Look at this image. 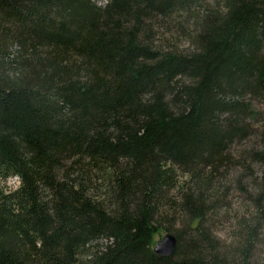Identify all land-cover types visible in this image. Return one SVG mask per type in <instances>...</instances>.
<instances>
[{
	"label": "trees",
	"instance_id": "trees-1",
	"mask_svg": "<svg viewBox=\"0 0 264 264\" xmlns=\"http://www.w3.org/2000/svg\"><path fill=\"white\" fill-rule=\"evenodd\" d=\"M203 1L0 0V55L16 47L20 65L0 73V264H81L98 241L106 254L90 264H255L263 184L246 244L222 250L207 218L217 176L264 164L252 107L264 101V0H211L185 51L154 34L157 13ZM255 121L263 149L237 161ZM166 162L195 183L181 209L196 225L177 232L174 260L152 250L171 231L158 213L175 183Z\"/></svg>",
	"mask_w": 264,
	"mask_h": 264
},
{
	"label": "rangeland",
	"instance_id": "rangeland-1",
	"mask_svg": "<svg viewBox=\"0 0 264 264\" xmlns=\"http://www.w3.org/2000/svg\"><path fill=\"white\" fill-rule=\"evenodd\" d=\"M95 2L97 6L106 9L115 0H95ZM216 6L217 3L214 1L205 0L203 3L201 2L199 5H195L192 9L170 10L166 13H157L153 22V32L157 38L162 39L161 42L163 40L169 41V45L173 47L182 51L188 50L191 46L188 32L196 31L197 22L198 20H202V18L204 19L205 11L208 8L215 9ZM3 35L4 33L0 32V43L5 40V37H2ZM15 52L16 47L10 50V57L0 55V73L11 76L12 72L19 70L20 65L16 63L14 57ZM252 107L257 112H264V101L253 103ZM252 124L255 126V133L252 137L242 143L234 144L231 148V154L237 161L245 154L247 155L252 151H261L263 149L262 125L261 123L257 124L256 121ZM248 162L252 166V177L248 175L244 168L234 166L227 175L222 177L217 176L214 180L215 189L220 190V192L218 191V196L212 197L209 200L212 210L208 214L207 227L220 244L222 250H232L244 243L246 244L247 234L245 228L261 217L256 205V198L262 194L261 187L262 184L264 185V164L255 163L250 160ZM166 164L168 168H172L174 171L176 170L175 183L167 192V197L158 208V213L160 218L165 217V219L169 220L167 227H170L171 231L160 230L155 233L152 243L153 252L157 243L167 234L176 236L177 232L184 231L187 226L194 227L196 225V220L191 218V216L188 218L189 222H186L187 220L183 218V210L181 209V206L185 203L183 197L184 191L187 188V190L194 189L195 183L182 169H175L174 163L166 162ZM240 178H243L242 186L248 187L250 195L241 190L238 184ZM93 180H96V184L101 187L100 192L95 194L96 199L102 204L111 205L110 188H107L105 183L96 177V174H94ZM18 185V182L13 180L11 184L8 182L7 187L15 190ZM257 236V240L252 247V252L255 256L253 262L255 264H264V220L260 224ZM93 246L89 247L82 254H76V258L80 260L81 264H90L98 255L99 257H102L101 254L105 255L108 242L98 241ZM172 259L174 260V255L171 258H165V260Z\"/></svg>",
	"mask_w": 264,
	"mask_h": 264
},
{
	"label": "water",
	"instance_id": "water-1",
	"mask_svg": "<svg viewBox=\"0 0 264 264\" xmlns=\"http://www.w3.org/2000/svg\"><path fill=\"white\" fill-rule=\"evenodd\" d=\"M178 239L173 234H167L160 242L157 243L154 253L161 259L171 258L176 251Z\"/></svg>",
	"mask_w": 264,
	"mask_h": 264
},
{
	"label": "clouds",
	"instance_id": "clouds-1",
	"mask_svg": "<svg viewBox=\"0 0 264 264\" xmlns=\"http://www.w3.org/2000/svg\"><path fill=\"white\" fill-rule=\"evenodd\" d=\"M18 179H19L18 177H17V178H14V180H15L16 182H18ZM12 182H13V180L10 179L9 183L11 184Z\"/></svg>",
	"mask_w": 264,
	"mask_h": 264
},
{
	"label": "bare ground",
	"instance_id": "bare-ground-1",
	"mask_svg": "<svg viewBox=\"0 0 264 264\" xmlns=\"http://www.w3.org/2000/svg\"><path fill=\"white\" fill-rule=\"evenodd\" d=\"M164 238V237H163Z\"/></svg>",
	"mask_w": 264,
	"mask_h": 264
}]
</instances>
